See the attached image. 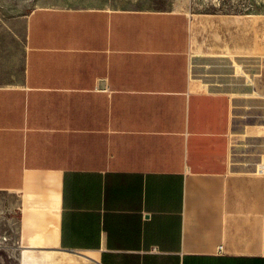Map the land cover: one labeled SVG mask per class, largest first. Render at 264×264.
<instances>
[{"label": "crops", "instance_id": "crops-1", "mask_svg": "<svg viewBox=\"0 0 264 264\" xmlns=\"http://www.w3.org/2000/svg\"><path fill=\"white\" fill-rule=\"evenodd\" d=\"M205 32L172 8L0 24V211L21 264H264V85Z\"/></svg>", "mask_w": 264, "mask_h": 264}, {"label": "rangeland", "instance_id": "rangeland-1", "mask_svg": "<svg viewBox=\"0 0 264 264\" xmlns=\"http://www.w3.org/2000/svg\"><path fill=\"white\" fill-rule=\"evenodd\" d=\"M42 5L172 8L186 11L200 24L202 33L207 30L205 38L209 39L210 43L206 44L210 46V51L224 47L222 35L230 34L232 46L227 47H235L238 54L245 51L250 55L257 85H264V0H0V24L12 22L14 18L24 16ZM7 216H2L0 211V264H21L20 254L25 247L24 241L20 239L19 216L16 214L14 220H9ZM30 252L39 258L43 254V251L38 250ZM75 257V262L67 264H96L82 255Z\"/></svg>", "mask_w": 264, "mask_h": 264}]
</instances>
